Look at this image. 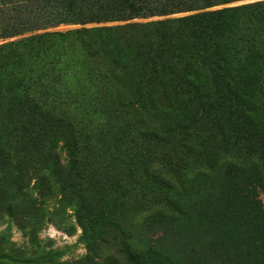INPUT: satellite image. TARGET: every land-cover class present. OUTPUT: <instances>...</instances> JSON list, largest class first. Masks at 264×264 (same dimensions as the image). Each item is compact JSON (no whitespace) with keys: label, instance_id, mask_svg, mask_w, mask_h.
<instances>
[{"label":"rangeland","instance_id":"1","mask_svg":"<svg viewBox=\"0 0 264 264\" xmlns=\"http://www.w3.org/2000/svg\"><path fill=\"white\" fill-rule=\"evenodd\" d=\"M68 1L59 0L63 7ZM93 1L92 11L100 4L118 9L117 0ZM263 1L246 0L210 11ZM7 2L0 0V4ZM30 3L23 15H29ZM52 5H44L34 23L60 13ZM36 8L33 5V13L39 12ZM18 12L12 10L10 15L17 17ZM84 13L80 6L68 24L52 27L49 21L43 30L0 39V46L31 38L33 43L40 41L33 49H23L17 59L4 52L14 60L8 67L1 64L5 67L0 68V96L17 77L33 78L35 89V81L50 85V89L40 88L36 98H41L43 110L57 124L60 138L69 141L68 134L74 131L72 138L84 154L69 191L93 207L90 214L84 211L81 225L71 218L73 233L66 234L50 221L49 206L33 203V199L39 202L33 192L27 200L20 198L17 185L29 191L33 187V162L19 152L10 159L1 154L0 264H134L144 259L151 260L144 264H167V259L171 264L257 263L252 257L256 250L247 247L246 233L217 210L212 199H207V205L206 195H199L193 182L201 175L214 181L206 167L224 166L235 150L250 153L248 162L262 159L264 132L256 135L236 121L217 120L218 113L213 112L201 113L191 128L199 140L205 138V147L189 146L180 132L158 145L143 142L133 132L137 121L146 129H156L169 120L176 106L175 81L173 74L161 71L165 62L158 59L164 58L158 33L169 22L196 13L101 22L89 21ZM202 83L220 103L227 101L219 84ZM244 97L241 108L259 109V96L245 93ZM7 117L0 112V137L6 133ZM31 140L15 139L14 144L24 148ZM8 165H13L12 186L3 180L8 173L1 172ZM160 169L173 179L168 197L177 205L174 210L164 205L168 193L146 181L148 172ZM19 175L24 177L23 185ZM260 200L264 206V197ZM157 214L162 216L160 224L149 227ZM209 243H216L213 253L203 249ZM151 251L156 252L152 259Z\"/></svg>","mask_w":264,"mask_h":264},{"label":"trees","instance_id":"2","mask_svg":"<svg viewBox=\"0 0 264 264\" xmlns=\"http://www.w3.org/2000/svg\"><path fill=\"white\" fill-rule=\"evenodd\" d=\"M3 1L8 2L0 4V39L43 30L48 27L49 21L52 27L68 24L80 6L85 10L84 17L94 22L196 13L195 16L169 22V27L158 33L161 53H164V58L158 59L165 62L161 71L173 74L172 80L175 81L172 82V94L176 106L171 109L169 120L165 124L159 123L156 129H146L143 122L137 121L133 132L143 142L155 145L166 142L170 134L180 132L189 146L190 143H197L198 147H205V138L199 140L191 128L196 118L207 112L218 113L215 119L225 123L236 121L249 131L253 130L256 135L264 132V1L219 11L210 10L246 0H117V10L100 4L94 11L92 8L96 4L93 0H69L65 7L59 0ZM28 1L33 3H30L27 16L23 14ZM50 3L53 4L50 8H58L56 11L60 13L54 17L49 15L46 22L36 20L34 23L35 15L38 16L44 5ZM33 5L39 12L33 13ZM12 10H19L17 17L10 15ZM33 45H40V41L33 43L31 38L0 46V68L5 67L2 63L8 67V63L14 60L11 56L17 59L23 49H33ZM5 51L12 55L4 54ZM205 80L219 84V90L227 101L220 103L208 85H203ZM40 82L41 85L35 81L38 87L35 89L33 78L17 77L4 90H7L6 93L1 94L0 112L8 117L6 133L0 137V155L10 159L19 152L33 162V187L29 191L17 185L20 198L27 200L29 192H33L39 199V202L33 199V203L49 206L52 224L71 235V218L81 225L84 211L90 214L93 208L84 198L69 191L70 180L76 177L78 159H83L84 153L76 139L72 138L75 134L73 130L68 134L69 141L60 138L62 133L59 130L55 131L57 124L43 110L41 98H36L40 88L50 89V85L46 81ZM245 93L256 94L262 99L257 111L241 108ZM126 105H136V102ZM20 138L32 140L21 148L14 144V140ZM249 155L235 150L224 166L206 167L215 178L214 181L208 182L206 176L201 175V179L193 183L199 195H206L202 197L207 205V199H212L215 208L230 216L246 233L250 239L247 247L256 250L252 255L257 261L254 264H264V206L260 200L261 196L264 197V157L248 162ZM12 168L8 165L1 171L5 175L8 173L3 178L6 184L14 179ZM19 177L23 185L24 177ZM172 180L161 169L148 172L146 179L150 187L168 193L164 194V205L174 210L177 205L168 197L174 189ZM161 217L157 214L150 219L149 227L158 226ZM203 249L213 253L216 243H209ZM148 255L152 259L156 257V252L151 251ZM137 258L142 259V255L139 254ZM150 261L138 260L134 264ZM171 263L167 259V264Z\"/></svg>","mask_w":264,"mask_h":264}]
</instances>
